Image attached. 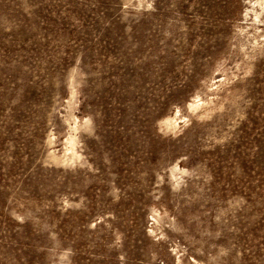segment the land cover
<instances>
[{"label":"rangeland","instance_id":"rangeland-1","mask_svg":"<svg viewBox=\"0 0 264 264\" xmlns=\"http://www.w3.org/2000/svg\"><path fill=\"white\" fill-rule=\"evenodd\" d=\"M0 264H264V0H0Z\"/></svg>","mask_w":264,"mask_h":264}]
</instances>
